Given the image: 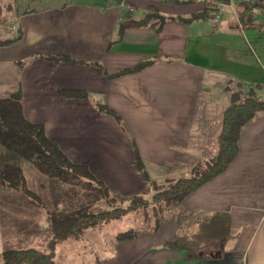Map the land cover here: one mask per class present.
I'll return each instance as SVG.
<instances>
[{"label":"crops","instance_id":"obj_1","mask_svg":"<svg viewBox=\"0 0 264 264\" xmlns=\"http://www.w3.org/2000/svg\"><path fill=\"white\" fill-rule=\"evenodd\" d=\"M168 1H69L34 10L19 18L21 39L0 47V98L17 99L26 120L43 125L68 159L88 167L111 193L123 197L147 189L132 142L150 181L175 178L189 172L192 160L214 152L218 122L230 105L226 83L240 82L264 94V33L241 28L237 0H212L223 5L217 21L210 16L189 25L166 22L159 33L130 28L119 39L118 27L127 18L138 21L152 8L164 16H184L179 8L195 6L172 0L167 9ZM46 56H66L75 63ZM142 61L153 63L114 79L104 74ZM61 90L84 91L88 101L62 97ZM94 104L106 105L120 122ZM237 145L227 169L183 200L172 216L175 228L165 229L156 244H133L140 235L122 242L130 244L120 249L119 264H264V112L241 128ZM4 155L0 151V169L20 166ZM3 203L24 208L22 226L7 227L10 235L13 231L26 240L23 246L32 244L27 240L33 234L46 239L47 217L31 199ZM205 221L235 234L207 255L189 250L195 231L185 228L186 222ZM167 241L179 248H163ZM8 246L0 218V255Z\"/></svg>","mask_w":264,"mask_h":264},{"label":"trees","instance_id":"obj_2","mask_svg":"<svg viewBox=\"0 0 264 264\" xmlns=\"http://www.w3.org/2000/svg\"><path fill=\"white\" fill-rule=\"evenodd\" d=\"M198 0H180L179 4L192 5ZM205 1V0H201ZM212 1V0H211ZM239 24L242 29H254L264 33V0H241L238 5ZM26 11L23 14L30 13ZM212 10L207 4L190 16H164L152 8L142 19L134 21L126 19L118 27V37L130 28H153L159 33L166 22H179L189 25L194 22L210 19ZM22 37L20 27L13 38L0 41V47H9ZM44 59L52 62L75 63L66 56H46ZM152 61H142L134 68L124 69L114 74L104 73L108 79L139 73L150 66ZM96 65V64H94ZM97 66V65H96ZM237 86H244L237 82ZM62 97L88 101V95L79 90H61ZM96 110L120 122L119 117L106 105L94 104ZM264 112V101L254 97L250 90L245 94H230V105L222 115L221 131L218 136V152L207 162L204 169L194 168L190 177L177 180H167L164 186L150 181L146 175L142 161L135 149L134 159L138 170L147 182L146 192H154L151 202L142 196H132L126 208L117 206V199L108 187L98 180L82 164L72 162L46 136L43 125L30 123L24 117L22 106L14 97L0 98V146L6 151L29 163L39 173L48 178L52 193L51 208L39 204V200L27 190L22 170L17 166L4 165L0 170V186L7 190L21 192L34 200L44 210L49 226L50 239L47 243L49 254L37 250H5L2 253L4 264H54L55 249L66 240H80L86 229L123 219L127 214L141 212L144 217L153 219V230L165 224L171 215L180 207L183 200L222 174L238 154V138L241 128L248 123L256 113ZM122 201H125L124 199ZM145 224L150 225V219ZM140 235V229L129 228L116 235V240L128 242ZM163 248L175 250L179 245L175 242H165Z\"/></svg>","mask_w":264,"mask_h":264},{"label":"rangeland","instance_id":"obj_3","mask_svg":"<svg viewBox=\"0 0 264 264\" xmlns=\"http://www.w3.org/2000/svg\"><path fill=\"white\" fill-rule=\"evenodd\" d=\"M69 1L74 3H82L85 1L88 2V0H0V41L15 37L16 30L19 27V18L23 15L24 12L39 10L42 8L55 6L60 3H66ZM150 1H153L155 3H160L159 0H150ZM240 1L241 0H237V4ZM212 2L214 1L198 0L195 3V6L181 7V8L177 7L173 10H177L179 8L178 9L179 12L183 11L182 13L180 12V14L184 15V17H187L190 16L191 13H193L194 11L196 12L201 10L203 8L204 3L209 6L210 4H212ZM167 4L169 5L166 8L172 9L171 6L172 0H169ZM198 4L201 6L199 7ZM129 7L130 6H128V8ZM211 17L213 18V12L211 13ZM259 19L261 21H264V16L259 17ZM226 88L228 89L230 94L241 93L242 95L251 90L256 99L264 101V94L257 92V88H249L248 86L239 87L234 82L226 83ZM221 122H222V118L218 122V129L220 130H221ZM219 134L220 132L218 133V135ZM218 148H219L218 140H216L214 145V152L209 157L199 160H192V164L189 169V172L185 174H180L175 178H171L167 180H177L180 178L190 177L191 171L194 168L204 169L206 167L207 162L216 156L218 152ZM0 151L2 152V154H5L4 156H8L10 158H16L17 160H19L20 162L19 167L23 172L27 190L32 194V196L36 197L37 200H39V204H43V206H46V208H51V204H52L51 201L53 199H52L51 190L49 189V185H48V178L42 175L41 173H39L29 163L25 162L23 159L16 156L15 154L6 151L1 146H0ZM6 163L11 164L13 162H6ZM167 180L161 182H155V181L153 182H155L159 186H164ZM7 194H13V196L9 197ZM21 194L19 192H14L11 190L4 189L0 186V218L4 224L5 244L6 245L10 244V246L7 247L9 248V250H15V249L17 250V248H27V249L37 250L44 254H49V249L47 246V243L51 237L49 229L45 231L46 239L43 238L44 237L43 234L42 235L38 233L37 235L33 234L31 236L32 239L27 240V242L31 241L32 244L27 246L26 245L23 246L22 244L24 241H26L25 239H21V238H20L21 240L17 239L18 233L12 231L13 234L11 233L10 235L9 233L10 231L8 232V228L10 229L9 226H15L16 228H20L23 222H25L24 208L22 206H14V204L11 203L4 204L3 202L8 199H19V200L30 199L26 196L24 197L23 194L22 195ZM112 194L115 198L121 199V201L117 202L116 205L121 206L122 208H126L128 206L129 201L127 199L132 197V196L123 197L117 193H112ZM153 194L154 192H145L140 196H142L144 200L151 202ZM123 199L125 201H122ZM32 201L36 204L34 200ZM173 215L169 217V220L165 224L161 225L156 230L152 229L153 219L151 220V218L148 217L147 219H150L151 224L150 225L145 224L147 219L140 211L129 213L121 220L112 221L110 223H106L93 228L86 229L83 232L80 240L78 241L66 240L56 247L54 264H119V258L121 257L120 249L123 246H125V244L128 245L130 243H122V242L119 243L116 240V235L118 233L124 232L129 228L137 229V230L140 229L141 237L140 239H138V241H136V243L133 244L142 245V243L144 242H151L152 244L153 243L156 244L157 240L162 238L161 235L165 229L167 230V232L173 229L172 227L175 224L174 219L172 218ZM27 227L29 228V226ZM183 227L180 228L183 229ZM186 227H191L195 231L193 237L194 246L192 248H189V250L194 253L201 252L203 253V255H207V253L209 252H215L219 250L221 245H224L227 237L235 235L234 232L229 231L227 227L216 226L206 221L200 224L186 222L185 228ZM12 247L14 249H10ZM18 250H25V249H18ZM0 264H4V259L2 255H0Z\"/></svg>","mask_w":264,"mask_h":264},{"label":"built area","instance_id":"obj_4","mask_svg":"<svg viewBox=\"0 0 264 264\" xmlns=\"http://www.w3.org/2000/svg\"><path fill=\"white\" fill-rule=\"evenodd\" d=\"M209 6H210L209 8L213 12V18H214V20L217 21L220 18V15L222 13L223 5L221 3H218L217 2V3H212ZM127 10L129 12H132L133 11V8L132 7H129V8L127 7Z\"/></svg>","mask_w":264,"mask_h":264}]
</instances>
